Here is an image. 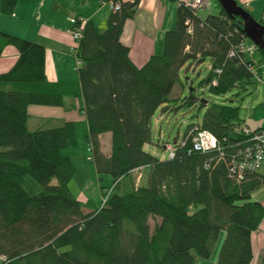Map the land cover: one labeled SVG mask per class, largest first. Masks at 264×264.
<instances>
[{"label":"trees","instance_id":"16d2710c","mask_svg":"<svg viewBox=\"0 0 264 264\" xmlns=\"http://www.w3.org/2000/svg\"><path fill=\"white\" fill-rule=\"evenodd\" d=\"M112 1L119 8L103 32L74 17L82 34L77 82H51L45 46L0 33V55L6 45L18 49L16 62L0 74V264H196V257H210L222 230L218 264H251V234L264 219V205L252 192L262 187L264 174L253 170L239 181L230 167L246 146L242 125L263 127L245 124L238 107L203 102L201 122L173 142V158L162 160L143 146L152 143L154 113L168 109L184 64L209 59L202 86L223 95L254 81L264 51L259 48L256 59L240 52L230 57L249 39L239 18L223 9L200 17L183 0L161 54L139 67L120 35L140 0ZM16 4L0 0L1 13L11 15ZM193 96L183 103L195 106ZM68 97L83 99L89 160L112 180L100 187L102 205L94 208L69 189L74 162L61 150L77 144L73 121L28 128L29 105L63 107ZM196 126L212 133L218 148L193 151L190 130ZM104 133L112 138L109 154L101 148ZM145 167L146 186L136 184L132 173ZM261 257L264 264V252Z\"/></svg>","mask_w":264,"mask_h":264},{"label":"crops","instance_id":"0c3cea01","mask_svg":"<svg viewBox=\"0 0 264 264\" xmlns=\"http://www.w3.org/2000/svg\"><path fill=\"white\" fill-rule=\"evenodd\" d=\"M181 1L183 0H140L137 13L131 18H127L120 40L128 47L129 57L137 66H142L150 55L161 54L164 33L175 27L177 7ZM236 1L239 2L238 5L244 6L251 15L259 17L256 19L262 18L264 8H259L261 0ZM112 4V0H17V6L11 15H5L0 11V33L14 34L45 46V75L51 82H77L79 76L74 66L77 55L73 50L71 34L74 25L69 20L74 17L83 22L90 20L95 23L99 31L103 32L108 16L114 12ZM222 9V6L217 7L211 0H205L201 10L211 15L218 14ZM17 51L18 49L13 45L4 47L0 55V74L9 71L13 63L16 62ZM82 101L81 97H68L63 107L29 105L27 108L30 113L28 128L33 131L42 124L58 126L62 122L73 121L75 129L77 124L86 129L85 135L87 136V119L81 108ZM101 138V148L104 153H111L112 138L110 134L104 133ZM145 145L147 143L143 146L147 150ZM260 169L259 173H261ZM145 171L147 174L149 168L135 169L132 176L140 174V177L143 178ZM252 199L264 205V184L252 192ZM86 200L87 198L79 201L86 202ZM259 226L251 234L254 258L251 264H261V256L264 252V219L261 220Z\"/></svg>","mask_w":264,"mask_h":264},{"label":"rangeland","instance_id":"374dc122","mask_svg":"<svg viewBox=\"0 0 264 264\" xmlns=\"http://www.w3.org/2000/svg\"><path fill=\"white\" fill-rule=\"evenodd\" d=\"M217 7H221L218 0H211ZM237 3H239L237 1ZM264 8V0L259 3V8ZM198 16H207L203 10L197 12ZM259 18L258 16H256ZM250 39L247 40L249 42ZM258 58V53L252 56ZM210 61L205 60L202 64L191 65L184 64L179 75V83L174 87L173 94L164 105L167 106L166 111L162 108H157L153 118L152 125V143L145 145V151L153 156L160 157L162 160L168 157V148L164 146L165 142L173 144L176 139L184 137L185 129L188 125L201 122L202 116L205 114L206 106L216 103L221 105H230L240 111L239 117L245 124L255 127H264V85L256 83L254 80L247 85L235 88L226 92V94H213L209 91L208 86H202L204 78L210 74ZM75 64V63H74ZM75 66V65H74ZM76 67V66H75ZM193 94L197 100L195 106L190 107L185 105L184 99ZM203 102L207 105L201 106ZM157 120V121H156ZM156 121V122H155ZM77 144L69 149H62L61 151L72 159L75 167V174L70 181L69 189L75 194L79 200L87 198L92 203V208L102 205V191L100 187L110 186L112 180L107 174L98 175L95 170L93 161L89 160L92 152L88 150V140L85 138L86 129L81 125H76ZM0 149L2 150L1 146ZM147 171V170H146ZM146 171L143 178L140 174L133 175L136 184L146 186L148 182ZM260 172L264 173V163L261 166ZM87 206H85L86 208ZM153 223V221H152ZM224 231L220 232L218 239L213 244V251L210 257L197 258L196 264H218V253H220V246L224 240Z\"/></svg>","mask_w":264,"mask_h":264},{"label":"built area","instance_id":"2783aa9c","mask_svg":"<svg viewBox=\"0 0 264 264\" xmlns=\"http://www.w3.org/2000/svg\"><path fill=\"white\" fill-rule=\"evenodd\" d=\"M185 5L188 7H193L196 9V11H200L204 4L205 0H187L184 1ZM119 2H116L112 4V9L116 11V9L119 8ZM262 18H260L261 21H264V12L262 13ZM70 23L75 25L76 22L75 18H71ZM72 40L74 45V52L76 54L77 48H79V40L82 38V34L80 33L78 27H75L72 29ZM238 49L234 50L230 53V57L235 56L236 53L240 52L242 54H249L250 57L256 54L257 50L259 49V46L256 44H253L252 42H247L245 40L243 43L237 46ZM80 65V57L77 55L75 59V69L77 70ZM254 75L253 78L256 81V83H261L264 85V63H260L258 68H254ZM216 73H221V70L218 68H215ZM216 83V80L213 81V85ZM242 131L247 136L246 143L244 142V145L239 147L238 155L234 154V157L236 159H232V165L230 167V171L233 174H236L237 180H241L246 172H251L253 170L259 171L261 166L263 165L264 161V127L260 128L259 130H254L251 127L243 126L242 125ZM190 134L193 136L191 138V143L193 144V151H202L206 152L209 149H216L218 148V143L215 139V137L210 133L209 131H204L199 128V126L193 127L192 130H190ZM164 146L168 148V157L173 158L174 153V145H170V143L165 142Z\"/></svg>","mask_w":264,"mask_h":264},{"label":"water","instance_id":"95a60500","mask_svg":"<svg viewBox=\"0 0 264 264\" xmlns=\"http://www.w3.org/2000/svg\"><path fill=\"white\" fill-rule=\"evenodd\" d=\"M218 2L228 16L232 19L239 18L245 36L264 51V25L259 23L244 6L238 5L236 0H218Z\"/></svg>","mask_w":264,"mask_h":264}]
</instances>
